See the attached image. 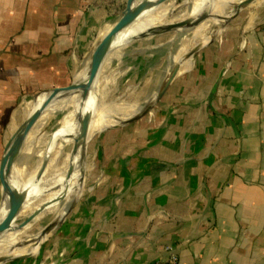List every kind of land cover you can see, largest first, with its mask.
I'll list each match as a JSON object with an SVG mask.
<instances>
[{"label":"crops","instance_id":"0c3cea01","mask_svg":"<svg viewBox=\"0 0 264 264\" xmlns=\"http://www.w3.org/2000/svg\"><path fill=\"white\" fill-rule=\"evenodd\" d=\"M123 2L0 0V126L27 92L72 82ZM206 36L174 29L107 57L104 80L148 102L94 139L36 264H264V0Z\"/></svg>","mask_w":264,"mask_h":264},{"label":"bare ground","instance_id":"6f19581e","mask_svg":"<svg viewBox=\"0 0 264 264\" xmlns=\"http://www.w3.org/2000/svg\"><path fill=\"white\" fill-rule=\"evenodd\" d=\"M250 0H243L234 12H240L247 8ZM216 0H208L200 6H195L193 9L202 10L203 14H213L218 12L215 10ZM139 16H141L139 14ZM144 17H136V20L131 23L128 31L123 36L121 44H128L143 36L151 34H159L174 30L179 25L173 26H159L155 28L147 27L143 24L147 15ZM220 16V15H215ZM228 19L226 16H221L223 20ZM221 20V21H222ZM225 20V21H226ZM217 22L220 24V22ZM219 27V26H218ZM220 29V27L218 28ZM212 37V36H210ZM87 62L75 74V81H83L86 75ZM157 95V94H155ZM84 89H77L68 92H56L51 94L46 99H27L26 116L24 122L18 127V119L15 120L14 126L10 124L8 119H5L0 126V175L13 172V168L18 161L21 160L23 147L19 143L17 135L18 131H24L25 141L31 151L29 161L25 169L27 172L32 170L36 165L37 168L30 172V176L35 177L31 182H27V178L22 179L25 169L19 174L22 182L12 190V196L7 201L0 203V237L5 232H9V238H2L0 241V262L10 258H24L31 257L36 252L40 251L45 245L46 241L53 234L58 227L60 220L55 219L52 224L46 227L40 235L30 241L16 240L19 230L23 227H29L38 218L48 216L56 207L69 206L72 203V198L77 197L83 188V175L87 164V141L91 133H97L103 128H111L115 124L106 121L105 115L91 114L87 111L86 105L83 101ZM156 97V96H155ZM155 99V98H154ZM65 108L64 118L61 122L52 127L51 134H54V139L59 141H67V153L65 167L71 164L72 168L69 175L61 181L64 170L60 175V182L51 187V196L46 200L39 209H30L33 201L40 197L41 189L36 186L40 182V178L45 172L48 164L41 167L42 160L45 156L46 148L50 147L49 136L41 138L35 127L36 121L41 117V112H55L59 109ZM94 110V108H92ZM18 128V129H17ZM19 137H21L19 135ZM49 145V146H48ZM56 147V146H55ZM55 150V149H54ZM41 159V161H40ZM32 161L35 164L28 166ZM40 162V163H39ZM29 174V173H28ZM27 174V175H28ZM69 193V194H68ZM71 194V198H67ZM12 238L13 240H10ZM30 242H35L36 245L31 247L26 246Z\"/></svg>","mask_w":264,"mask_h":264},{"label":"rangeland","instance_id":"374dc122","mask_svg":"<svg viewBox=\"0 0 264 264\" xmlns=\"http://www.w3.org/2000/svg\"><path fill=\"white\" fill-rule=\"evenodd\" d=\"M202 0H197L194 2H173V3H168V4H163L160 6H157L155 9L147 13L146 15L148 16L143 24L147 27H159V26H166L170 24L171 22H174L175 20H178L184 16H186L189 13H200L202 10L199 9H193L195 6H200L207 2L208 0H205V2L200 3ZM243 0H216L215 3V10L218 11H233L234 8L237 7ZM262 3V0L254 1L249 7L250 9H247L244 12L239 13L238 15L234 16H249L253 10H255L258 6V4ZM174 9H175V16H174ZM144 17V16H143ZM142 18V17H141ZM233 19V18H232ZM232 19H221V16H210L205 19H202L200 21L194 20L190 23H187L185 25H182L180 27H177L175 31H178L179 29H182L184 32L188 33L190 31V34H195V36L198 39H201L202 37H208V36H213L216 31L218 30L217 27L219 26L220 28L225 26L230 20ZM222 20V21H221ZM220 22L218 24L217 22ZM218 27V28H219ZM107 59L105 60L103 67L101 69L100 77H99V82H98V88H97V93H96V103L94 105V110L93 114L95 115L96 113L99 115H105L106 118L105 120L110 122L111 124H115V126L111 128H103L99 130L97 133H91L93 138H92V147H93V142L94 139L100 135H103L104 133L108 132L109 130L112 129H117L119 128L122 123L130 119V117L136 116V109H141L144 108L147 104V99L145 101H137L133 97L126 96V95H121V92H119L118 85L115 81H112L109 79L108 81L104 80V67ZM55 87H60V86H55ZM51 88V87H50ZM36 91V90H34ZM159 91V90H158ZM154 91L152 93V96L150 97V101H152L155 98V94H157ZM33 99H44V98H33ZM27 105V103H26ZM65 114V108L59 109L55 112H46L45 115H42L38 121H36V129L39 133V136L41 138L48 137L50 134L52 127L61 122L64 118ZM96 138V139H97ZM95 139V140H96ZM53 156L50 158L48 161V166L43 173V175L40 178L39 184L36 186H39L41 189V195L39 198L33 201L32 207L30 209H39L40 207L43 206V204L47 203L46 200L51 196V187L54 186L56 183L60 182V175L62 171L65 168V161H66V153H67V141L62 140L59 141L55 147V150L53 151ZM41 161V159H40ZM40 163V162H39ZM35 164L34 161H32L28 166ZM37 168V165L33 168ZM91 168V167H90ZM89 168V170H90ZM32 169V170H33ZM27 172V168L25 169V173L22 177L24 179L27 177V182L31 183L35 177L30 176V172ZM89 170L86 172V174L83 177V187L85 185V180H86V175L88 174ZM29 173V174H28ZM28 174V175H27ZM22 182V180H21ZM83 188L81 192L78 194V196L72 198V203L69 206H63V207H56L51 211L48 216H44L40 218L38 221L34 222L32 225L29 227H23L19 230V233L17 234L16 240L20 241H30L36 238L40 233L48 227L52 222L56 219L60 220V223L56 230L54 232H57L60 227H63V221L67 218V216L71 213L72 206L75 203V199H77L80 194H82ZM69 194V193H68ZM67 198H71V194L67 196ZM75 200V201H74ZM53 232V234H54ZM10 233L5 232L2 237H0V241L2 238H9ZM52 236V235H51ZM10 240H13L10 238ZM35 242H30L26 244V246L33 247L35 246ZM43 248L33 254L30 258L29 257H24V258H17V259H7L11 260L12 262H16L13 260H20V259H25L31 260L33 264H36L38 262L40 254L43 252ZM4 260V261H7ZM4 261H1L3 263Z\"/></svg>","mask_w":264,"mask_h":264},{"label":"water","instance_id":"95a60500","mask_svg":"<svg viewBox=\"0 0 264 264\" xmlns=\"http://www.w3.org/2000/svg\"><path fill=\"white\" fill-rule=\"evenodd\" d=\"M167 1H178V2H191L193 0H124L121 8L116 13V15L113 18V21L111 22L109 28L106 30V32L103 34V36L100 38V40L97 42L96 46L94 47L92 54L88 60L87 67H86V75L83 81L76 82L75 77L72 80V82L66 86L61 87H52L47 88L43 91L34 93V92H27V96H30L31 98H48L51 94H55L56 92H68V91H74L77 89H84V96L83 101L86 105V109L91 114L93 113V107L96 103V91L98 88V82L99 77L101 73V69L103 67V64L107 57L114 51L116 48L121 45L123 36L128 31L129 26L133 21L136 20V17H143V15L149 13L153 9H155L157 6H159L161 3L167 2ZM197 0H194V2ZM255 0H250L249 5L246 9L240 12H234V11H218L213 14H203V13H189L186 16L175 20L174 22H171L170 24L166 25L172 28L173 26H182L187 23H190L194 20H202L210 16L220 15V16H226L228 19L234 18V16L238 15L241 12L246 11L251 7L252 3ZM205 2V0H202L200 3ZM139 14L141 16H139ZM158 34V33H157ZM156 34H151L148 36H143L141 38H147L154 36ZM206 40H201L198 42L195 46H193L190 50H188L182 58L178 61L176 64V67L172 73L175 75V73L179 70L181 64L183 61L193 54L199 47L204 45ZM26 102L24 100V97H22L19 101L18 106H16L14 112H12L6 119L10 121V124L14 126V122L16 119H18V127L21 125L22 122L25 120L26 116V109L25 106ZM44 112H41L40 116L43 115ZM18 129V128H17ZM52 132V131H51ZM50 132L49 136V144L50 147L46 148L45 156L42 160L41 167H45L48 164V161L51 158V155L53 153L54 147L56 145L57 140L54 139V134L52 135ZM17 135L19 138V143L23 147V152L21 156V160L18 161L15 165V168H13V172L10 175L9 173L0 175V203H3L4 201H7L12 196V190L17 187L21 180L19 178V174L22 173L25 169V166H27V163L30 158V150L27 146V142L25 141L24 137V131H18ZM19 135L21 137H19ZM92 134L89 136L87 141V148H86V157H87V164L86 168L84 170V175L89 170L92 162ZM49 146V145H48ZM71 164H67L62 176V180H64L71 171ZM83 175V177H84ZM27 178V177H25ZM40 218H38L36 221H38ZM35 221V222H36ZM33 224V223H32ZM2 230H0V233ZM17 259V258H13Z\"/></svg>","mask_w":264,"mask_h":264},{"label":"built area","instance_id":"2783aa9c","mask_svg":"<svg viewBox=\"0 0 264 264\" xmlns=\"http://www.w3.org/2000/svg\"><path fill=\"white\" fill-rule=\"evenodd\" d=\"M153 264H180L178 257L173 254L171 258H168L167 260H157Z\"/></svg>","mask_w":264,"mask_h":264},{"label":"trees","instance_id":"16d2710c","mask_svg":"<svg viewBox=\"0 0 264 264\" xmlns=\"http://www.w3.org/2000/svg\"><path fill=\"white\" fill-rule=\"evenodd\" d=\"M120 6V5H119Z\"/></svg>","mask_w":264,"mask_h":264}]
</instances>
